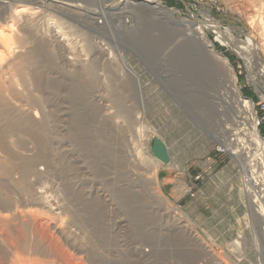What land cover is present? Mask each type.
Segmentation results:
<instances>
[{
	"label": "rangeland",
	"instance_id": "obj_1",
	"mask_svg": "<svg viewBox=\"0 0 264 264\" xmlns=\"http://www.w3.org/2000/svg\"><path fill=\"white\" fill-rule=\"evenodd\" d=\"M38 1L37 14L22 15V29L17 30H29L28 50L43 45V52L33 59L35 65L33 60L25 62L26 84L21 79L10 82L7 75L5 96L29 125L46 127L41 140L28 127L9 133L8 139L21 156H36L35 166L46 172L38 180L44 181L54 208L49 211L52 224L63 230L54 237L74 261L216 264L215 259L222 258L227 264H264L261 211L244 189L237 162L218 149L236 132L239 146L245 147L239 155L246 166L251 159L253 176L264 188V146L251 133L256 124L264 139V94L249 80L246 64L232 45L244 43L250 34L264 43L250 3L159 0L178 18L202 26L209 15L234 31L236 41L231 43L202 26L234 69L242 97L253 102V121L242 114L226 87L219 88L223 70L208 68L194 55L186 62L175 58V49L191 37L175 34L163 10L152 12L139 1L109 10L107 5L115 0H67L98 12L93 21L86 13L67 12L56 1ZM17 3L23 4L0 0V16L6 18ZM217 90L224 93L222 98ZM4 121L0 112V132ZM153 136L167 142L178 166L168 164L158 174L175 213H166L147 197L144 183L152 179ZM200 173L202 193L186 194V184ZM191 227L212 247L213 257L209 247L188 234ZM14 261L64 264L42 252Z\"/></svg>",
	"mask_w": 264,
	"mask_h": 264
},
{
	"label": "bare ground",
	"instance_id": "obj_2",
	"mask_svg": "<svg viewBox=\"0 0 264 264\" xmlns=\"http://www.w3.org/2000/svg\"><path fill=\"white\" fill-rule=\"evenodd\" d=\"M19 1L22 2L23 4L17 3V5H13L10 8V10L7 9L8 10L7 12L9 13L8 15H6L7 16L6 18H4L5 16L4 17L0 16L3 17V20H0V70H1L0 71V112L2 113L5 120L4 130L0 132V264H15L14 261L15 257L18 258H24L25 256L33 257V256H38L39 253L41 252L44 253L46 256L54 257L64 262V264H81V262H77V261L75 262L73 258L74 256L71 257V253L67 251L65 247H63V244H61V242L57 240V237H54L56 233H61L63 230L61 228L59 229L60 227L59 225H58L59 227L58 226L55 227V225L52 224L53 222L51 218L49 217L50 214L49 211L53 213L52 210H54V208L50 203L51 201L49 200V195H47L48 191L46 190L47 187L45 183H43L44 181L42 180L40 181V179L38 180V178L41 175H43L45 171H43L42 169H37V167L35 166L37 159L34 158H36V156H34V158L33 156L32 157L28 155L25 156L26 154L21 156L20 153L16 152V150L14 149V144L12 143L13 140L8 139L9 133L11 135L13 131L28 130L25 129L28 127L29 129L32 130V132L35 133L34 136L35 137L37 136L41 140L42 133H44L43 132L44 130L42 129L46 127L43 123L41 124L44 125V127L41 126V124L39 123L40 126L38 125L37 127L38 129L35 127V125L34 126L29 125L28 123L30 122V120L28 119L29 120L28 122V120H25L24 117H22L23 115L22 116L19 115L21 112L20 113L18 112L19 114H17L16 110L12 109L10 104H8L9 100L8 101L6 100V96H7L6 91L9 89V88L7 89L5 82L6 79L9 78V76L7 77V75L8 74L10 75L9 78L10 82H16L19 79H21L23 80V81L20 80L21 83L25 82L26 84V80L28 79V74L26 72L27 70L25 66L27 64L25 62H27L28 64L29 61L32 62L33 59L39 57V55L41 54V52H43L44 49L43 45L40 47H37L36 45L35 48L33 47L28 50L29 47L28 45L30 44L29 42L30 38L28 36L29 30L27 31V33L26 31L24 32V30L21 31L17 30L18 28L22 29L20 27L22 24L21 23L22 21L20 22V20L22 19L21 18L22 15L31 16L32 14L33 15L37 14L38 12L36 9L37 7H35L34 5L35 4L37 5L40 1L38 0H35L34 2H32L33 0L32 1L19 0ZM53 1H56L59 4L58 6H60L62 9L66 10L67 12L76 13L78 15H82L83 13H86L87 17L92 19L93 21H96L98 19L97 17L99 15L98 12L93 10L91 11L86 10V8H84L82 4H79L75 1H67V0H53ZM136 1H139L137 2L138 4L140 3L142 5H145L144 7H148L152 12L155 11L158 12L163 10L161 12H164L163 14L166 23L168 21L174 24V27L171 28L172 30L176 31L175 34H178L177 33L178 31L185 33L186 35H189L187 37L188 39L191 37L189 41L190 44L186 43L185 45L181 47L179 46L177 49H175V58L178 59L179 61L186 62V61H190V58L192 59L193 56L191 55H194L193 58L200 59L202 63H206V65L208 64L209 65L208 68L215 70L218 69L219 71L223 70L224 79L223 82L222 81L220 82L221 86L219 88L221 89L226 87V89L228 90V91L226 90L227 93L234 96V98L236 99V103L238 104V107L242 108L241 109L242 114H247L250 118L249 120L251 121L255 120L254 115L252 113L254 110L253 102L246 100L242 97L239 89L237 88V77L234 72V69L228 62L227 58L222 54H220L219 52H217L213 44L210 42V40L206 38V36L203 33L202 26L214 30L219 37L227 41H230L231 43L233 42L235 43L236 41V38L233 37L234 31H231L228 28H223L219 23L216 22L214 18H212V16L209 15L206 16L207 19L202 22V26L199 25L198 23H193L191 21L178 18L171 11L164 9L165 7L160 3L159 0H115L112 4L107 5V9L109 10L119 9L122 6H125L129 3H133ZM244 1L250 3L251 7H253L254 11L257 13V18L259 19V22H261L259 24L261 25V29H262L261 34L263 37L264 36V0H244ZM32 5L34 7H32ZM0 14L4 15V13H0ZM25 20L28 19L25 18ZM23 23L25 25V22ZM25 26L27 27V25ZM25 26H23L24 29ZM253 35L251 34L248 35V38H246L244 43H240L237 41L235 44L232 45L234 46V50L236 51L237 55L240 58H242L246 64L249 80L253 82V84H255L260 91L263 90V94H264V43L259 44L254 39L255 36L253 37ZM191 42L194 43V46L191 45ZM18 49L21 50L18 51ZM45 51L46 50H44V52ZM195 60L196 59H194V61ZM197 62L199 61L197 60ZM33 63L35 65L34 60ZM207 66L205 68H207ZM133 84L131 85V87L133 86ZM216 93L217 95L220 96V98H222L223 97L222 95H224V93H222L220 90H217ZM25 118L27 119V117ZM244 118L248 119L247 116H245ZM251 133L253 136H255V140L259 144L264 146V139H262L261 136L259 135V128L256 124L251 126ZM37 140L40 141L39 139ZM236 154L239 155L238 150H236ZM40 156H42L41 153ZM241 158L243 159L244 166L246 167L245 165L246 159L243 156ZM247 161H248L247 166L250 167H249V176L244 179L246 183L245 186L248 187L249 190L252 187H254L255 190H258L260 194H262L264 193V188L260 186L261 184L258 183L257 180H255V177L253 176L254 171L250 163L251 159H247ZM153 163L154 166L153 168H151L152 171L150 172L152 179L150 180V182L148 180V183H146L147 185L144 183L145 189L148 191L147 197L148 198L150 197V199L152 198L153 201H156L161 206V208L163 207L164 210L167 211L166 213H171V212L175 213L177 212L176 210L177 208L170 207L172 203L170 199L165 195L162 189L161 180L158 177L160 171L159 168L168 166V164L162 163L156 157L155 159L153 158ZM170 165H175L176 167H178L175 164L172 156H171ZM260 198H261V202H263L264 196ZM144 205L145 204L141 202L139 204V207H141L142 209ZM35 206L38 208H36ZM260 210L264 213V207L261 208ZM44 213L46 215H44ZM184 226H188V225H184ZM179 228L181 227L179 226ZM188 234L192 235V237L195 238L196 241H198L199 245H202L203 247H205V249L209 247L208 250L209 254H211V256L213 257L214 252L212 247L209 244H207V242L202 237L198 236V234L194 232V229L192 227L189 230ZM215 260H217L216 264H227L222 258H218V259L216 258Z\"/></svg>",
	"mask_w": 264,
	"mask_h": 264
},
{
	"label": "built area",
	"instance_id": "obj_3",
	"mask_svg": "<svg viewBox=\"0 0 264 264\" xmlns=\"http://www.w3.org/2000/svg\"><path fill=\"white\" fill-rule=\"evenodd\" d=\"M260 124V122H258ZM236 132H234V134L232 136H230L229 140H227V144H221L219 143V151H221L223 154H229L232 159L237 162L239 170L241 172V177H242V181L244 184V179L246 177L249 176V167L247 168V166H244V161L243 159L240 157V155L236 154V150H238V152L240 153V150L245 151V147H240L239 145V141L237 139H235V137L237 135H235ZM252 166V163H251ZM247 168V169H246ZM204 178L203 174H198L197 176H195L194 180L191 181L190 184H186V194H189L190 196H196L197 194L202 193V191L198 188V183L200 181H202ZM244 189L246 190V193H249L250 198L255 201V203L257 204L256 210L260 213V209L264 207L263 203H264V199L263 202H261V198L264 196V193L260 194V192L258 190H255L254 187H252L250 190L248 189V187L245 186L244 184ZM261 217L263 219V223H264V213L261 211ZM264 231V228H263Z\"/></svg>",
	"mask_w": 264,
	"mask_h": 264
},
{
	"label": "water",
	"instance_id": "obj_4",
	"mask_svg": "<svg viewBox=\"0 0 264 264\" xmlns=\"http://www.w3.org/2000/svg\"><path fill=\"white\" fill-rule=\"evenodd\" d=\"M153 155L164 164H171V154L167 142L158 136H153L151 145Z\"/></svg>",
	"mask_w": 264,
	"mask_h": 264
},
{
	"label": "crops",
	"instance_id": "obj_5",
	"mask_svg": "<svg viewBox=\"0 0 264 264\" xmlns=\"http://www.w3.org/2000/svg\"><path fill=\"white\" fill-rule=\"evenodd\" d=\"M165 186L167 187V184H166ZM165 186H164V187H165Z\"/></svg>",
	"mask_w": 264,
	"mask_h": 264
}]
</instances>
